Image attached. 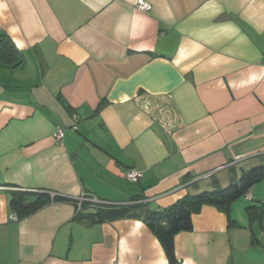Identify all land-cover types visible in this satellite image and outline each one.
<instances>
[{
  "label": "crops",
  "instance_id": "0c3cea01",
  "mask_svg": "<svg viewBox=\"0 0 264 264\" xmlns=\"http://www.w3.org/2000/svg\"><path fill=\"white\" fill-rule=\"evenodd\" d=\"M144 1L0 0V36L25 58L0 62V264H264L240 200L230 219L193 215L175 263L142 218H87L264 165V0ZM39 193L55 200L11 220L14 195Z\"/></svg>",
  "mask_w": 264,
  "mask_h": 264
},
{
  "label": "trees",
  "instance_id": "16d2710c",
  "mask_svg": "<svg viewBox=\"0 0 264 264\" xmlns=\"http://www.w3.org/2000/svg\"><path fill=\"white\" fill-rule=\"evenodd\" d=\"M0 62L13 67H19L25 63L23 53L17 49L13 40L6 34L0 36ZM263 180L264 165L244 173L240 180L226 188L186 195L168 208L151 209L147 204L133 201L130 204L110 205L106 208L99 206L96 213L87 218L91 222L99 223L126 218H142L160 241L168 260L175 263V237L179 233L193 229V215L199 214L204 206H212L230 219L233 204L245 198L250 190ZM54 200L47 193H39L34 201L27 202L23 194H17L11 199L10 208L13 215L17 216L18 221H21L34 215ZM246 212L251 225L257 220L263 221L264 213L261 208L253 205L248 207ZM253 238L255 237L253 236Z\"/></svg>",
  "mask_w": 264,
  "mask_h": 264
},
{
  "label": "rangeland",
  "instance_id": "374dc122",
  "mask_svg": "<svg viewBox=\"0 0 264 264\" xmlns=\"http://www.w3.org/2000/svg\"><path fill=\"white\" fill-rule=\"evenodd\" d=\"M240 180V178H239ZM248 194H251L254 198V201H252V198L249 200H245L244 198L240 199V202L238 205H241L240 207L242 210L246 207L244 206H256L263 210L264 213V180L260 183L255 185ZM246 204V205H245ZM253 235L258 237L260 241H262L261 247L258 249L262 251L264 254V215H263V221L260 222L259 220L255 221V223L252 225Z\"/></svg>",
  "mask_w": 264,
  "mask_h": 264
},
{
  "label": "built area",
  "instance_id": "2783aa9c",
  "mask_svg": "<svg viewBox=\"0 0 264 264\" xmlns=\"http://www.w3.org/2000/svg\"><path fill=\"white\" fill-rule=\"evenodd\" d=\"M137 8L141 11H144V12H148L151 10V6L147 2H145L144 0H138ZM54 137L57 139V141L62 142L64 139V130L59 128L57 130V132L55 133ZM126 178L131 183H138L142 179V174L135 169H129L127 171V174H126ZM86 199L89 200L90 202L97 204V205L102 204L93 195H87ZM11 220L18 221V218L16 215H12Z\"/></svg>",
  "mask_w": 264,
  "mask_h": 264
}]
</instances>
